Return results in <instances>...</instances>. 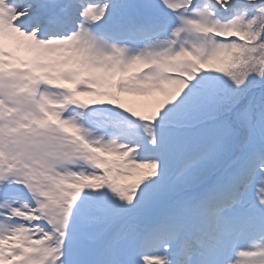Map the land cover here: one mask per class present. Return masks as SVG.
<instances>
[{
  "label": "snow or ice",
  "instance_id": "snow-or-ice-1",
  "mask_svg": "<svg viewBox=\"0 0 264 264\" xmlns=\"http://www.w3.org/2000/svg\"><path fill=\"white\" fill-rule=\"evenodd\" d=\"M0 264H264V0H0Z\"/></svg>",
  "mask_w": 264,
  "mask_h": 264
},
{
  "label": "rangeland",
  "instance_id": "rangeland-1",
  "mask_svg": "<svg viewBox=\"0 0 264 264\" xmlns=\"http://www.w3.org/2000/svg\"><path fill=\"white\" fill-rule=\"evenodd\" d=\"M130 99H133V98H130Z\"/></svg>",
  "mask_w": 264,
  "mask_h": 264
}]
</instances>
